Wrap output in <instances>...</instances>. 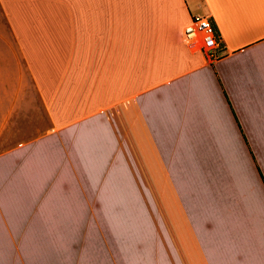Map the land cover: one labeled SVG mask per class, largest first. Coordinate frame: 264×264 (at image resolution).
Masks as SVG:
<instances>
[{"label": "crops", "instance_id": "crops-1", "mask_svg": "<svg viewBox=\"0 0 264 264\" xmlns=\"http://www.w3.org/2000/svg\"><path fill=\"white\" fill-rule=\"evenodd\" d=\"M195 15L222 41L214 63L184 42ZM22 89L45 121L31 165L44 157L62 201L93 217L172 203L81 264H264V192L245 167L249 154L264 190L248 140L264 137V0H0V202L25 145L5 144Z\"/></svg>", "mask_w": 264, "mask_h": 264}, {"label": "rangeland", "instance_id": "rangeland-1", "mask_svg": "<svg viewBox=\"0 0 264 264\" xmlns=\"http://www.w3.org/2000/svg\"><path fill=\"white\" fill-rule=\"evenodd\" d=\"M11 80L12 77L7 81ZM21 81L23 87L26 86L29 82L28 74H22ZM20 106V114H17L16 123L9 129L5 142L7 148L17 142L25 145L21 148L19 166L6 170L8 184L9 179L15 177L16 185L5 186L7 200L0 202V216L5 217V220L0 221V264H81L79 259L94 257L100 243L124 241L131 231L126 229L156 225L159 210L173 208L170 202L119 201L116 205L118 217H109L106 216L109 212L105 202H102L96 204V214L100 216L93 217L91 206L95 203L62 201L60 187L51 185L57 182L56 178L46 173L44 157H34L33 167L30 162L27 152L29 144H26L36 132L41 131L45 121L40 109L35 116H30L33 109L29 105L27 89H22ZM248 140L264 175V137ZM249 164L253 167L250 155L247 154V179H251L252 187L256 185L264 192L258 176L254 173L257 179L249 177ZM214 184L217 186H214L210 195L217 197L223 190L221 184ZM9 188L13 190L12 194ZM118 189L119 194L125 193V187Z\"/></svg>", "mask_w": 264, "mask_h": 264}, {"label": "built area", "instance_id": "built-area-1", "mask_svg": "<svg viewBox=\"0 0 264 264\" xmlns=\"http://www.w3.org/2000/svg\"><path fill=\"white\" fill-rule=\"evenodd\" d=\"M183 35L187 47L202 53L210 63L222 57V41L209 15H195L184 29Z\"/></svg>", "mask_w": 264, "mask_h": 264}, {"label": "trees", "instance_id": "trees-1", "mask_svg": "<svg viewBox=\"0 0 264 264\" xmlns=\"http://www.w3.org/2000/svg\"><path fill=\"white\" fill-rule=\"evenodd\" d=\"M258 170H259V173H260V175H261V177H262V179L264 181V175H263V173L261 172L260 168H258Z\"/></svg>", "mask_w": 264, "mask_h": 264}]
</instances>
